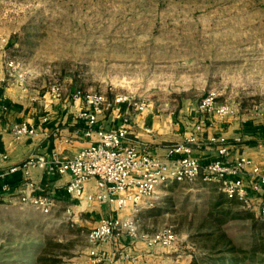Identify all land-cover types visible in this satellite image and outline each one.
Wrapping results in <instances>:
<instances>
[{
	"label": "rangeland",
	"instance_id": "obj_1",
	"mask_svg": "<svg viewBox=\"0 0 264 264\" xmlns=\"http://www.w3.org/2000/svg\"><path fill=\"white\" fill-rule=\"evenodd\" d=\"M8 59L40 93L56 85L61 97L121 94L147 103V118L198 113L209 94L233 113L264 115V0H0L4 66ZM220 190L200 180L158 189L154 207L137 215L138 233L171 226L177 240L155 264H212L228 244L235 264H264V201L248 210ZM63 210H16L0 199V264H85L88 256L94 264L95 217Z\"/></svg>",
	"mask_w": 264,
	"mask_h": 264
},
{
	"label": "crops",
	"instance_id": "obj_2",
	"mask_svg": "<svg viewBox=\"0 0 264 264\" xmlns=\"http://www.w3.org/2000/svg\"><path fill=\"white\" fill-rule=\"evenodd\" d=\"M4 75V60L3 64L0 60V134L7 154V159L0 161V199H3V207L16 210L29 207L20 198L28 192L27 185L30 183L37 188L38 193H44L54 200L52 212H60L65 208L62 211L64 214L67 209L74 214H92L96 219L93 227L103 217L125 216L126 212L119 211L114 204H101L85 197L74 200L64 189L69 181V174L49 172L40 165L42 162L30 167L29 173L22 169L7 172L10 165L30 157L51 160L53 151H57L60 159L72 158L77 151L89 145L92 138L84 136L82 123L75 119L77 112L85 106L82 100L73 101L71 95L60 99L52 98L48 91L40 93L38 89L31 88L28 82L26 89L16 84L4 85L1 82ZM124 114L130 116L127 142L157 157H164L170 144L184 142L193 136L195 142L191 143L192 156L201 163L210 162L218 156L217 145L208 141L209 136L215 135L226 138L227 151L224 159L233 161L244 155L254 164L264 166V115L248 116L236 111L222 119L207 120L200 113L184 116L182 112H164L147 118V112H137L136 108L121 104L98 115L97 124L104 129H113L121 123V116ZM19 122L34 125L35 133L15 137L11 127ZM197 180L202 181L201 178L195 181ZM244 180V184L249 187L253 178L251 180L247 173ZM4 184H8V188L4 189ZM94 191V180L90 179L85 185V193ZM155 198L156 195L152 205L146 198L143 199L139 213L154 207ZM252 199L264 201V186ZM71 217L69 219L73 218ZM170 247L148 246L142 239L130 238L121 233L112 242L92 246L90 251L95 250L101 257L99 264H155L165 260L162 253L169 251ZM83 261L91 264L89 256Z\"/></svg>",
	"mask_w": 264,
	"mask_h": 264
},
{
	"label": "built area",
	"instance_id": "obj_3",
	"mask_svg": "<svg viewBox=\"0 0 264 264\" xmlns=\"http://www.w3.org/2000/svg\"><path fill=\"white\" fill-rule=\"evenodd\" d=\"M5 75L1 82L7 85L16 84L26 89L27 77L25 72L14 59L5 62ZM61 89L56 85L49 87L48 94L52 98H61ZM73 101L82 100L84 107L75 115V119L82 123L84 136L92 138L86 147L77 151L72 158L60 159L57 151H53L51 160L30 157L20 163L12 164L7 172H28L32 166L40 165L49 172L60 175L69 174L65 192L74 200L83 197L98 203L114 204L119 211L126 212L123 217L107 216L100 219L97 226L88 234L91 244L112 242L121 233L130 238L142 239L148 246L160 245L169 247L175 244L177 234L175 228L166 226L150 234H139L137 230V215L141 211L143 199L153 204L154 196L161 186L169 182L192 183L202 178L207 183H217L228 198L237 199L244 208L253 209L254 194L264 186V166L256 165L252 160L241 155L233 161L224 159L227 151V142L224 136H209L208 141L217 145V158L210 162L201 163L191 154V143L195 142L193 136L184 142L170 144L167 153L160 158L147 150L127 142L129 134L130 117L121 116V123L113 129H104L98 126L97 119L104 110L115 109L125 104L133 105L138 111H144L147 103L134 101L121 94L108 99L100 93L87 92L82 94L75 90L71 94ZM198 113L207 120L222 119L232 112L230 104L226 101L218 102L214 94L203 98L197 106ZM34 125L15 123L11 127L15 137L32 135L35 133ZM7 159L5 152L0 153V161ZM251 177L249 187L244 184V177ZM94 180L95 191L85 193V185ZM4 189L8 184H4ZM28 192L21 198V202L38 209L43 214H50L54 208V200L44 193H38L33 184L27 185ZM258 213L264 220V204L258 207ZM70 214V210H66ZM92 263L101 260L95 250L90 251Z\"/></svg>",
	"mask_w": 264,
	"mask_h": 264
},
{
	"label": "trees",
	"instance_id": "obj_4",
	"mask_svg": "<svg viewBox=\"0 0 264 264\" xmlns=\"http://www.w3.org/2000/svg\"><path fill=\"white\" fill-rule=\"evenodd\" d=\"M1 138H2V136L0 134V153H3L5 151V147H4V143L2 142ZM201 180H202V178H201ZM205 183H207V182H205ZM214 184L218 185L217 183H214ZM221 194H222V196H224V199H226L225 202H228V203L237 202V203L241 204V202L239 200H237V199L228 198V196H226L223 191H221ZM218 204H221V202H216L214 205H218ZM222 212L228 214L229 210L225 209V210H222ZM260 224L263 225V222H260ZM228 245H230V244H228ZM227 246H226V248H222V250H220V253H222V254H220L219 256H216L214 259L211 258L210 262L212 264H220L222 261H227V260L230 261V264H235V263H237V261H239V258H238V256L235 255V253L234 254H229V252H232L231 251L232 247H230V246L227 247ZM225 250L226 251L228 250V252L226 253ZM249 263L250 262H247V264H249Z\"/></svg>",
	"mask_w": 264,
	"mask_h": 264
}]
</instances>
